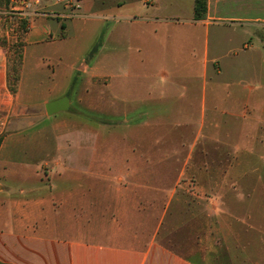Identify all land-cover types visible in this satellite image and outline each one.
<instances>
[{
  "label": "crops",
  "instance_id": "obj_1",
  "mask_svg": "<svg viewBox=\"0 0 264 264\" xmlns=\"http://www.w3.org/2000/svg\"><path fill=\"white\" fill-rule=\"evenodd\" d=\"M30 1L26 10L19 0L6 3L27 20L20 39L17 27L9 38L21 43L12 94L13 51L0 48V111H27L9 117L0 145V264H264V207L239 217L257 220L255 228H194L198 235L183 251L153 242L160 221L153 232L129 226L122 242L113 227L120 205L134 215L136 205L151 203L143 196L151 191L173 203L182 158H205L188 172L208 204L216 197L206 193L220 187L215 174L230 171L208 158H245L240 186L242 173L262 170L264 162L253 168L246 158L264 160V91L217 84L208 67L213 77L222 72L210 28L264 38V0H206L201 19L195 0ZM239 50L223 56L238 59ZM63 97L69 109L48 116L45 104ZM45 119L53 120L25 133ZM46 147L64 158L36 155ZM215 216L208 212L207 221Z\"/></svg>",
  "mask_w": 264,
  "mask_h": 264
},
{
  "label": "rangeland",
  "instance_id": "obj_2",
  "mask_svg": "<svg viewBox=\"0 0 264 264\" xmlns=\"http://www.w3.org/2000/svg\"><path fill=\"white\" fill-rule=\"evenodd\" d=\"M6 3V0H0V48L9 49V52L13 51L9 54V72L7 73V87L12 94L19 79L18 66L20 65L21 43L19 42V45L17 43H13L9 38L16 35L17 27L19 28L20 39L22 31L27 26V20L20 15L19 20L14 17V15L10 13ZM62 6L63 5H60L59 7ZM50 20L52 22L64 21L63 19L58 20L56 18H52ZM259 37L262 40H257L253 35L245 36L239 31L234 33L232 29L224 27L210 28V47L215 48V53L218 55V61L221 64L222 72L219 76L213 77V68L210 64L208 67L209 78L217 84L241 86L242 90L246 87H253L255 90L262 89V91H264V38L261 36ZM243 41H246V44L250 46L249 50L242 51L240 49ZM228 49H240L238 51V59L228 55L223 56V53ZM236 61L241 63L239 71L237 69L239 67L236 66ZM237 113H239V111H237ZM18 114L19 118H21L24 114H27V111L16 109L13 111L11 110L8 114L0 111L1 138L8 133V125L6 123L9 120V117L11 116L13 118ZM45 120L46 121L35 123L34 126L25 133H31L47 127L48 123L51 122L50 120L53 119ZM38 153H51L50 155H57L58 157L64 158V153L61 150H56L55 148L50 147L40 150L36 155H39ZM182 159H186L184 163L185 173L184 178L179 180L177 183L175 197L173 199L174 202L169 205H165L162 202L165 200L167 194L151 191L143 195L146 198L145 201H151V203L136 205L134 215L131 214V207L129 212L126 205H120L119 213L121 220L112 221L114 223V228H120V231L116 232L118 235H116L115 239L120 242L127 240L129 238V234L132 233V229H128L131 225L137 228L139 227L141 231L143 229H147V231L152 230L153 232V228L157 221H160L162 222V225L160 226V230L158 228L157 233L154 235L153 242L155 244L162 242L174 250L177 249L179 251H183L185 248H190L195 240L193 236L198 235V231L194 228L202 230L203 228H207L209 224H211L210 227L217 228L221 230V232H224L225 230L255 228L257 220H254V218L241 220L239 217H244V215L251 217L249 213L256 215L258 212H262L264 207L262 204L264 201L261 199L264 196V166L261 167V171L248 173L246 178L242 173L243 184L240 186V175L238 170L240 163L245 158H208L213 159L215 166L217 167L230 168L229 174L227 175L222 172H217L215 174V177L219 180L218 183L220 187L217 191L211 190V192L206 193V195L209 194L210 197H212V195L216 197V202L212 201L213 203L208 204V201L204 197L205 195H202L203 190L199 189V192L197 191V177L195 176L194 178L190 172H188L189 167L192 168L193 164L204 163L205 158L191 157ZM246 160L253 168H259L261 162L262 164L264 162L263 159L261 160L260 158L255 157L246 158ZM168 165L172 168L175 165L180 166V163L177 160L175 164L171 159H169ZM165 176L166 180L169 181V173ZM158 181L163 182V177H161ZM256 182L258 183V186ZM244 185L246 187H244ZM13 187L18 188L17 184H13ZM183 202H187V204H183ZM212 211L216 214L215 220L210 219V221H207L206 214ZM197 213L200 214V220H191L192 214L195 215ZM93 225H95V222ZM136 233L138 235L139 230H137ZM137 238H143L144 240L145 235L137 236ZM30 259V256H28L25 257L23 261L30 263Z\"/></svg>",
  "mask_w": 264,
  "mask_h": 264
},
{
  "label": "water",
  "instance_id": "obj_3",
  "mask_svg": "<svg viewBox=\"0 0 264 264\" xmlns=\"http://www.w3.org/2000/svg\"><path fill=\"white\" fill-rule=\"evenodd\" d=\"M44 108L48 116L54 115L59 112H64L69 109V100L67 97H63L58 100L46 103Z\"/></svg>",
  "mask_w": 264,
  "mask_h": 264
},
{
  "label": "trees",
  "instance_id": "obj_4",
  "mask_svg": "<svg viewBox=\"0 0 264 264\" xmlns=\"http://www.w3.org/2000/svg\"><path fill=\"white\" fill-rule=\"evenodd\" d=\"M8 0H6L7 2ZM206 12V0H195L194 4V18L201 19ZM2 138L0 137V145Z\"/></svg>",
  "mask_w": 264,
  "mask_h": 264
},
{
  "label": "built area",
  "instance_id": "obj_5",
  "mask_svg": "<svg viewBox=\"0 0 264 264\" xmlns=\"http://www.w3.org/2000/svg\"><path fill=\"white\" fill-rule=\"evenodd\" d=\"M20 2V6L26 10V9H29V7L31 6L32 2L30 0H19Z\"/></svg>",
  "mask_w": 264,
  "mask_h": 264
}]
</instances>
